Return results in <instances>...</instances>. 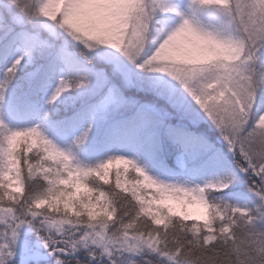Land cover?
I'll use <instances>...</instances> for the list:
<instances>
[{"label": "snow or ice", "instance_id": "6c2138e0", "mask_svg": "<svg viewBox=\"0 0 264 264\" xmlns=\"http://www.w3.org/2000/svg\"><path fill=\"white\" fill-rule=\"evenodd\" d=\"M0 264H264V0H0Z\"/></svg>", "mask_w": 264, "mask_h": 264}]
</instances>
